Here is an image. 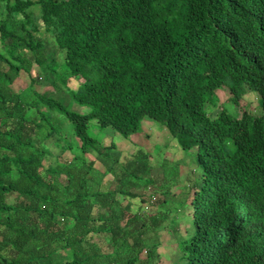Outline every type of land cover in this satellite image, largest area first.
I'll return each instance as SVG.
<instances>
[{"label": "trees", "instance_id": "trees-1", "mask_svg": "<svg viewBox=\"0 0 264 264\" xmlns=\"http://www.w3.org/2000/svg\"><path fill=\"white\" fill-rule=\"evenodd\" d=\"M0 42V264H141L187 205L172 264H264V0H0ZM33 65L53 92L13 88ZM145 119L191 158L189 200L180 163L102 142Z\"/></svg>", "mask_w": 264, "mask_h": 264}, {"label": "rangeland", "instance_id": "rangeland-1", "mask_svg": "<svg viewBox=\"0 0 264 264\" xmlns=\"http://www.w3.org/2000/svg\"><path fill=\"white\" fill-rule=\"evenodd\" d=\"M49 48L53 49L54 41L51 38H48ZM4 46L0 42V51L3 52ZM38 68L36 65H33L32 72L28 73L21 71L17 79L13 83V88L16 91L24 89L29 83L31 75H34L36 78L35 89L48 94L53 92V87L47 83V80L39 75ZM68 85L72 88H76L77 80L73 77L69 79ZM218 96L220 97V103H225L228 101L230 96L226 90H219ZM243 97L247 103H250V107L253 110V113L259 114L260 108L257 102V95L252 91H247ZM231 103L228 102L227 106H230ZM232 110L237 111L236 108L231 107ZM215 112V111H214ZM50 149L53 154L60 155V147L52 143L49 139ZM111 141L116 142L117 149L116 152H122V156L131 154L133 151H136L138 148H143L150 152V161L152 165L157 169L161 166L164 161L171 160L180 163V172L178 175L174 176L167 181L171 184L172 198L181 201L182 197H185L188 194V199L190 198V192L193 190L190 187V179L193 178L194 167L191 158H189L185 152L180 149L176 140L170 136L168 130L156 122L145 119L142 121V131L129 136L128 138H123L117 132H113L112 129L107 128L106 134L102 138L104 144H109ZM62 158L69 157V152H64L61 154ZM88 159H94L93 154H87ZM53 161L52 156H48L45 159V164L49 166ZM95 165L102 168L101 164L96 161ZM157 178L162 177L161 172H156L154 174ZM166 180V179H165ZM164 181V180H162ZM145 194L148 196L149 191H146ZM176 202L177 205V201ZM143 204L139 198H134L132 200L131 209L136 211ZM155 206V205H154ZM156 207V206H155ZM178 207V206H176ZM150 209V208H149ZM148 209V211H149ZM151 212L156 211V208L152 207ZM172 213H170L171 215ZM191 207L187 205L184 208H177L175 212V226L173 228L171 225H166L157 233L158 243L154 248V253L151 257H147L145 251L140 254V258L143 259L141 264H172L179 260L181 256V251L178 247L179 237H189L193 234V228L191 226Z\"/></svg>", "mask_w": 264, "mask_h": 264}]
</instances>
